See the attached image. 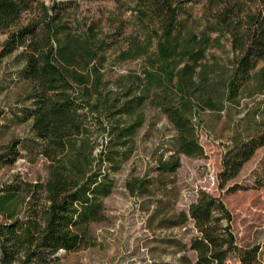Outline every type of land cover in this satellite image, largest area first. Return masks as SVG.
<instances>
[{
  "label": "trees",
  "instance_id": "trees-1",
  "mask_svg": "<svg viewBox=\"0 0 264 264\" xmlns=\"http://www.w3.org/2000/svg\"><path fill=\"white\" fill-rule=\"evenodd\" d=\"M188 1H147L149 10L141 21L158 26L153 29L156 52L143 77L132 76L130 85L114 93L102 72L108 40L95 23L84 32L74 31L61 8L70 3L48 7L39 0H0V31H9L0 67L5 58L21 51L24 79L30 85L32 132L44 143L39 154L49 162L45 183L25 181L17 174L0 187V264H47L60 251L91 245L89 227L105 220L103 200L115 186L111 174L129 159L147 107L160 109L175 131L176 151L158 161L159 175L175 174L181 155H205L194 119L200 109L223 111L222 101L235 103L264 60V0L263 9L246 12L244 21L239 19L245 12L239 2L208 0L215 21L202 30H186L182 15L188 12ZM28 11L34 17L23 25L21 18ZM214 32L220 36L213 39ZM227 34L238 53L235 66L229 76L211 81L202 61ZM151 46V40L134 43L119 59L150 54ZM95 131L109 137L99 160L94 156ZM19 146L18 140L0 145V171L20 158ZM262 147L264 130L229 148L218 176L220 187L235 179ZM145 187L140 179L128 185L132 194ZM190 220L199 233L191 242L196 264H226L232 253L239 255L241 264H261L257 248H238L232 215L220 198L202 192L189 212L172 216L169 225ZM182 261L193 264L187 257Z\"/></svg>",
  "mask_w": 264,
  "mask_h": 264
},
{
  "label": "rangeland",
  "instance_id": "rangeland-1",
  "mask_svg": "<svg viewBox=\"0 0 264 264\" xmlns=\"http://www.w3.org/2000/svg\"><path fill=\"white\" fill-rule=\"evenodd\" d=\"M39 1L48 7L55 2L70 3L61 8L74 31L84 32L93 23L99 27L109 44L102 72L110 91L121 93L130 85L132 76L143 77L158 41L153 33L158 26L152 24L150 28L141 21L149 10L148 0ZM231 1L239 2L245 10L239 16L243 21L246 12L255 14L263 9L262 0ZM186 9L188 12L182 15L186 30H202L215 21L208 0H189ZM33 17L34 12L28 11L21 23L26 25ZM8 35L9 31H0V51ZM218 36L219 33H212L213 39ZM220 39L218 47L208 50L202 61L211 81L229 76L238 54L232 48L230 35ZM149 40L150 54L119 59L134 43L144 45ZM20 52L5 58L0 67V145L18 140L21 152L14 164L0 171V187L17 174L32 183H45L48 177L49 162L39 154L44 143L32 132L30 85L24 79L25 62ZM252 76L235 103L222 101L223 111L200 109L194 121L205 155H181V167L172 175H159L156 169L160 159L168 160L175 153V131L160 109L147 107L145 123L134 136L129 159L111 174L115 186L103 200L105 220L89 227L91 245L75 252L60 251L47 264H184L183 257L196 264L197 254L191 249V242L199 233L194 222L171 227L169 218L188 213L202 192L224 202L232 215L238 248H257V261L264 264V147L225 187H220L218 181L227 150L264 130V60L258 62ZM217 84V88H223ZM93 140L97 144L94 156L99 160L109 137L95 131ZM137 179L144 180L146 187L132 194L128 185ZM226 264H241L239 255L232 253Z\"/></svg>",
  "mask_w": 264,
  "mask_h": 264
}]
</instances>
